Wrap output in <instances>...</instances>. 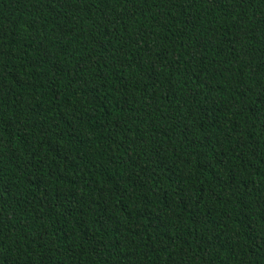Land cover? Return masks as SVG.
Returning a JSON list of instances; mask_svg holds the SVG:
<instances>
[{
    "label": "trees",
    "instance_id": "obj_1",
    "mask_svg": "<svg viewBox=\"0 0 264 264\" xmlns=\"http://www.w3.org/2000/svg\"><path fill=\"white\" fill-rule=\"evenodd\" d=\"M0 264H264V0H0Z\"/></svg>",
    "mask_w": 264,
    "mask_h": 264
}]
</instances>
